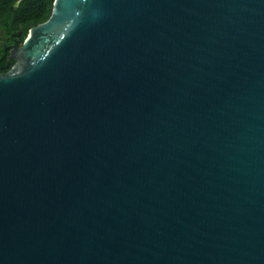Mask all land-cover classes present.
<instances>
[{
    "label": "water",
    "instance_id": "1",
    "mask_svg": "<svg viewBox=\"0 0 264 264\" xmlns=\"http://www.w3.org/2000/svg\"><path fill=\"white\" fill-rule=\"evenodd\" d=\"M0 73V264H264V0H54Z\"/></svg>",
    "mask_w": 264,
    "mask_h": 264
},
{
    "label": "trees",
    "instance_id": "2",
    "mask_svg": "<svg viewBox=\"0 0 264 264\" xmlns=\"http://www.w3.org/2000/svg\"><path fill=\"white\" fill-rule=\"evenodd\" d=\"M0 0V28L8 33L14 30H21L23 37L27 35L29 28L41 21L46 20L51 14L54 0ZM21 18L31 19L28 27H19Z\"/></svg>",
    "mask_w": 264,
    "mask_h": 264
},
{
    "label": "flooded vegetation",
    "instance_id": "3",
    "mask_svg": "<svg viewBox=\"0 0 264 264\" xmlns=\"http://www.w3.org/2000/svg\"><path fill=\"white\" fill-rule=\"evenodd\" d=\"M24 40L21 30H14L8 33L0 28V73L8 72L17 61L14 56V49L20 46Z\"/></svg>",
    "mask_w": 264,
    "mask_h": 264
},
{
    "label": "rangeland",
    "instance_id": "4",
    "mask_svg": "<svg viewBox=\"0 0 264 264\" xmlns=\"http://www.w3.org/2000/svg\"><path fill=\"white\" fill-rule=\"evenodd\" d=\"M22 0H18L17 1V5H20V2H21ZM31 19L30 18H27V20H25L24 18H21L20 19V21L18 22V26L19 27H28L29 28V26H30V24H31Z\"/></svg>",
    "mask_w": 264,
    "mask_h": 264
}]
</instances>
